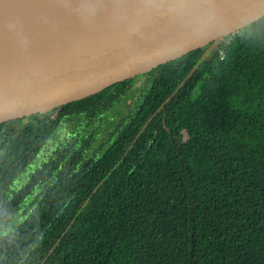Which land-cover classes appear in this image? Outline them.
Segmentation results:
<instances>
[{"label": "trees", "instance_id": "1", "mask_svg": "<svg viewBox=\"0 0 264 264\" xmlns=\"http://www.w3.org/2000/svg\"><path fill=\"white\" fill-rule=\"evenodd\" d=\"M218 47L0 123V264H264V23Z\"/></svg>", "mask_w": 264, "mask_h": 264}, {"label": "water", "instance_id": "2", "mask_svg": "<svg viewBox=\"0 0 264 264\" xmlns=\"http://www.w3.org/2000/svg\"><path fill=\"white\" fill-rule=\"evenodd\" d=\"M264 23V0H0V123L145 79Z\"/></svg>", "mask_w": 264, "mask_h": 264}, {"label": "rangeland", "instance_id": "3", "mask_svg": "<svg viewBox=\"0 0 264 264\" xmlns=\"http://www.w3.org/2000/svg\"><path fill=\"white\" fill-rule=\"evenodd\" d=\"M218 49H219V47H217L213 52L217 51ZM213 52H212V53H213ZM212 53H210V54H212ZM132 96H133L132 94L127 95V96L124 98V103L127 101L128 104L131 105L132 102H133V100H134V97H132ZM120 112H121V110H119L118 112H116V113L114 114V116H113V118H112L113 122H117V121L120 120ZM173 132H174V134L176 135V134H178L179 131L174 130ZM96 145H97V144H96ZM30 173H31V171H30ZM28 174H29V173H28Z\"/></svg>", "mask_w": 264, "mask_h": 264}, {"label": "built area", "instance_id": "4", "mask_svg": "<svg viewBox=\"0 0 264 264\" xmlns=\"http://www.w3.org/2000/svg\"><path fill=\"white\" fill-rule=\"evenodd\" d=\"M226 57V51L225 49H220L217 54V60L221 61L224 60Z\"/></svg>", "mask_w": 264, "mask_h": 264}, {"label": "flooded vegetation", "instance_id": "5", "mask_svg": "<svg viewBox=\"0 0 264 264\" xmlns=\"http://www.w3.org/2000/svg\"><path fill=\"white\" fill-rule=\"evenodd\" d=\"M137 89H139V88H137ZM135 91V90H134ZM134 91H132L131 93H129V94H132L133 96L132 97H134V94L136 93V92H134Z\"/></svg>", "mask_w": 264, "mask_h": 264}]
</instances>
